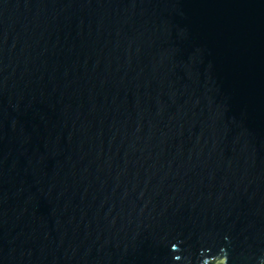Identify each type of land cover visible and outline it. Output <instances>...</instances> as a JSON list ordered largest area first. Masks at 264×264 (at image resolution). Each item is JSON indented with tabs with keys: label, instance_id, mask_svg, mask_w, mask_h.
Returning a JSON list of instances; mask_svg holds the SVG:
<instances>
[{
	"label": "water",
	"instance_id": "95a60500",
	"mask_svg": "<svg viewBox=\"0 0 264 264\" xmlns=\"http://www.w3.org/2000/svg\"><path fill=\"white\" fill-rule=\"evenodd\" d=\"M0 264H264V0H0Z\"/></svg>",
	"mask_w": 264,
	"mask_h": 264
}]
</instances>
